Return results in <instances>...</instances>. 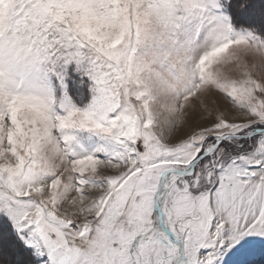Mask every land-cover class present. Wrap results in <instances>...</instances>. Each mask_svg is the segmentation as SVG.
I'll list each match as a JSON object with an SVG mask.
<instances>
[{"label":"snow or ice","instance_id":"snow-or-ice-1","mask_svg":"<svg viewBox=\"0 0 264 264\" xmlns=\"http://www.w3.org/2000/svg\"><path fill=\"white\" fill-rule=\"evenodd\" d=\"M0 264H264V0H0Z\"/></svg>","mask_w":264,"mask_h":264}]
</instances>
